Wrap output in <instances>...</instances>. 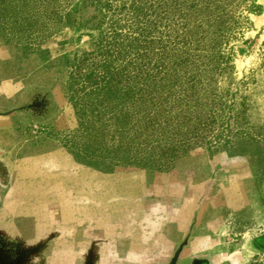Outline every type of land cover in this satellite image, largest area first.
<instances>
[{
    "label": "rangeland",
    "instance_id": "374dc122",
    "mask_svg": "<svg viewBox=\"0 0 264 264\" xmlns=\"http://www.w3.org/2000/svg\"><path fill=\"white\" fill-rule=\"evenodd\" d=\"M225 2L238 25L217 130L264 140V0ZM106 28L63 20L32 44L31 0H0V264H178L191 225L211 237L214 263L264 264V187L247 147L199 146L145 169L100 157L79 130L73 76Z\"/></svg>",
    "mask_w": 264,
    "mask_h": 264
},
{
    "label": "trees",
    "instance_id": "16d2710c",
    "mask_svg": "<svg viewBox=\"0 0 264 264\" xmlns=\"http://www.w3.org/2000/svg\"><path fill=\"white\" fill-rule=\"evenodd\" d=\"M227 12L225 0H31V42L63 20L77 32L107 25L72 81L79 130L100 157L148 169L199 146L247 147L264 187L263 138L217 130V77L238 25Z\"/></svg>",
    "mask_w": 264,
    "mask_h": 264
},
{
    "label": "flooded vegetation",
    "instance_id": "af4514ba",
    "mask_svg": "<svg viewBox=\"0 0 264 264\" xmlns=\"http://www.w3.org/2000/svg\"><path fill=\"white\" fill-rule=\"evenodd\" d=\"M181 224L179 223L177 233L180 235ZM258 239H252V247L260 249L257 243ZM212 239L209 235H199L197 226L191 225L183 237L175 240V248L177 249L176 259L178 264H216L217 254L212 248ZM255 242V244H254ZM257 245V246H254ZM176 252V251H175Z\"/></svg>",
    "mask_w": 264,
    "mask_h": 264
}]
</instances>
